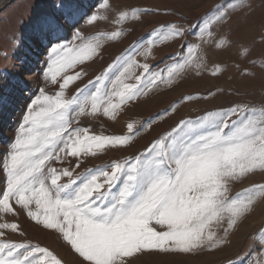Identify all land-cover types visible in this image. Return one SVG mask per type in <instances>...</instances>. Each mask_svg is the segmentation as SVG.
Returning <instances> with one entry per match:
<instances>
[{"label": "snow or ice", "instance_id": "obj_1", "mask_svg": "<svg viewBox=\"0 0 264 264\" xmlns=\"http://www.w3.org/2000/svg\"><path fill=\"white\" fill-rule=\"evenodd\" d=\"M94 7L89 13L73 0H60V11L39 22L38 36L50 49L43 76L58 89L49 94L39 88L0 162L5 178L0 187V264H65L49 247L8 238L26 235L18 222L22 213L40 229L56 233L79 264H135L144 256L218 250L264 200V183L229 195L234 183L264 173V107L235 105L181 119L143 151L76 173L86 158L130 146L175 105L139 126L135 120L127 122L120 135L81 127V117L117 121L127 105L160 85H171L185 69L206 68L201 44H182L186 54L157 70L136 59L142 55L147 60L161 37L185 36L182 26L167 23L149 33L147 47L134 42L100 74L76 86L88 75L83 66L101 56V41L119 39L125 34L122 25L150 12L120 8L114 0H97ZM249 7L248 0H227L200 17L193 29L202 44L225 47L230 41L217 38L213 27L231 23L233 13ZM81 18L88 25L110 22L117 27L86 35L76 28ZM69 22L75 29L72 41L60 43ZM209 71L215 76L222 67L215 64ZM192 99L188 95L181 102ZM259 235L264 239V227Z\"/></svg>", "mask_w": 264, "mask_h": 264}, {"label": "rangeland", "instance_id": "obj_2", "mask_svg": "<svg viewBox=\"0 0 264 264\" xmlns=\"http://www.w3.org/2000/svg\"><path fill=\"white\" fill-rule=\"evenodd\" d=\"M73 2L83 11L91 13L97 10L94 7L97 0ZM114 2L120 8L150 9V12L138 20H129L122 25L125 34L119 39L102 40L101 56L83 66L88 75L77 81L76 86H82L100 74L134 42L141 41L142 49L147 47V41L152 38L149 33L167 23L182 26L185 29V36L176 40L161 37L147 60L142 55H137L136 59L140 63H149L153 70H157L186 54V49L181 48L182 44H201L198 51L206 62V68L199 72L194 67L185 69L171 85H160L147 96L141 97V100L127 105L117 121H110L103 116L96 119L81 117V127H89L97 134L120 135L126 132L127 122L135 120L139 122V126L175 105L174 111L154 120L150 128L135 136L130 146L121 151L111 150L95 157H88L81 167L76 169V173H83L86 169L143 151L154 138L170 131L181 119H196L206 112L226 110L235 105L249 108L264 107V0H248L250 7L233 13L231 23L217 24L213 27L217 38L225 36L230 41V44L221 48L202 44L198 38V29L194 30L193 26L199 24V18L209 13L210 9L226 3L227 0H114ZM59 4L60 0H7L0 8V162L6 158L27 106L38 94L39 88L45 87L49 94H54L58 89L57 85L49 84L43 76L50 49L46 41L40 40L38 25L44 16L59 12ZM116 27L110 22L88 25L86 18L79 19L76 25V28L86 35L114 31ZM74 31L69 22L67 32L61 33L66 38L60 43L71 42ZM245 48L248 49L246 55L242 54ZM215 64H219L222 71L214 76L209 69ZM139 72L140 69H137L136 74ZM74 88L75 86L70 88L68 95L74 92ZM188 95L193 99L181 102L183 97ZM72 165H75L74 160ZM63 166L67 167L68 162ZM4 179L0 171V187H3ZM253 183H264V173L257 172L242 183H234L229 195H234ZM18 222L26 235L10 234L9 239L39 243L65 259V264H79V259L56 233L35 226L23 213ZM262 227L264 200H259L255 210L229 234L228 243L220 249L211 252L201 251L195 255L144 256L135 264H264V239L259 235ZM219 234H223L222 230Z\"/></svg>", "mask_w": 264, "mask_h": 264}, {"label": "bare ground", "instance_id": "obj_3", "mask_svg": "<svg viewBox=\"0 0 264 264\" xmlns=\"http://www.w3.org/2000/svg\"><path fill=\"white\" fill-rule=\"evenodd\" d=\"M7 0H0V8ZM141 100V99H140ZM187 119V118H186ZM89 124V123H88ZM8 136V135H7ZM42 235V234H41ZM45 236V235H44ZM46 237V236H45ZM65 255V254H64ZM68 256V255H67ZM65 260V259H64Z\"/></svg>", "mask_w": 264, "mask_h": 264}]
</instances>
